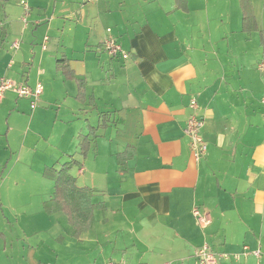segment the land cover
Here are the masks:
<instances>
[{
  "label": "crops",
  "instance_id": "0c3cea01",
  "mask_svg": "<svg viewBox=\"0 0 264 264\" xmlns=\"http://www.w3.org/2000/svg\"><path fill=\"white\" fill-rule=\"evenodd\" d=\"M3 1L10 3L0 19V78L41 83L44 92L35 111L13 92L2 101L10 116L31 110L25 134L44 133L51 151L36 168L46 191L35 208L2 207L0 264H59L63 257L71 264L65 245L73 264H197L194 253L205 244L218 253L260 251L220 264H264V0H251L258 24L251 33L243 30L240 0ZM107 29L129 60L104 52ZM63 57L73 79L57 70ZM193 99L208 146L198 161L184 132ZM104 116L105 127L90 137L84 184L99 207L79 239L71 227L59 236V213L43 208L54 194L43 172L71 157L79 162V137ZM16 131L10 126L6 136L17 162L1 187L26 151L9 141ZM127 150L121 167L117 157ZM75 169L85 179L84 166ZM195 207L209 214L207 228L198 226ZM44 241L49 251L33 254L32 244Z\"/></svg>",
  "mask_w": 264,
  "mask_h": 264
},
{
  "label": "rangeland",
  "instance_id": "374dc122",
  "mask_svg": "<svg viewBox=\"0 0 264 264\" xmlns=\"http://www.w3.org/2000/svg\"><path fill=\"white\" fill-rule=\"evenodd\" d=\"M9 3L10 1L7 2V1L0 0V15H1L0 19L4 20L5 11ZM4 33H5L4 26H0V35ZM7 93L10 94L9 92ZM56 95H59V90L56 92ZM5 104L6 103H4V101L0 102V181H1V177L6 176L7 171L9 172L12 169L13 165L16 164L17 158H18V154H15L10 157V154L8 153V150H7L8 138L6 134L10 126L11 128L17 126V131L12 133V136L9 137V141L11 143L13 141V147L17 149V151L20 152L21 148L25 149L26 151L23 157L19 159L20 164L18 165L17 169L14 170V173L10 177H6L9 179L6 185H4V187L0 186V214H2V207L6 208V213H8L9 211L7 209L8 203L13 207H18L20 210H22V206L24 205H26L27 208L28 206H31V208L29 209L35 208L39 195L43 194L46 191V188H43L41 186V183H38L36 181L37 180L36 168L37 166L39 168L41 167V162H42L41 159H45L46 157H48L49 152L51 151V147L48 146L47 143H44V140L42 139V137H45L44 133H42L41 136H39L37 134L39 130H35L30 135L25 134L26 125L24 121L27 122L28 124L29 119L31 117V110L29 108H24L23 110L26 111L25 114L17 115L16 113H14L12 114L13 116L12 115L10 116L11 112H9L8 108H5ZM40 107L38 105L37 108H40ZM43 108L48 111L50 118L53 115H55L54 110L56 109H54V107L49 106V107H43ZM36 109H34V111ZM26 152L28 154L32 153V155H30V157H26ZM87 157L83 159L80 153L78 155V158H80L79 163H81L85 168V171H84L85 174H83L85 179H82V176H79V178L77 179V185L80 187H84V184H86L85 180H86V177L88 176V173L86 172L88 171V168L91 167V165L93 164L92 161L90 160L87 161ZM69 159L71 160V158ZM62 161H66V160L63 159ZM62 163H66V162H62ZM47 165H51V164L46 163L45 166ZM45 166H42V167H45ZM80 166L81 165H77L73 168V169L77 168L75 169V174L78 173V169H81L83 167V166L82 167ZM73 169L71 170V174H72ZM25 179L27 181L26 183L24 182ZM15 180H18L20 182L19 186H15ZM42 180H44L46 184L47 182H50L52 186L53 181L51 179L44 178ZM2 194L4 196V202H1ZM66 218L67 217L65 214L59 213V226H58L59 236L61 234L66 235L67 230L71 227L68 224V220ZM9 228L10 230H12L15 228V226L9 224ZM50 232L52 231H49L48 233ZM70 234L72 237V233ZM49 242L50 241H44L42 246L40 247H38L37 244H32L33 246L32 253L37 256V254L40 251H42V254H45L50 249ZM57 244L59 245V253H60V251L64 249L62 238H59V241L57 242ZM71 250L72 248L67 249L65 245V251L63 255H68V259L71 261V264H73L72 257H71ZM63 258L59 260V264L64 263V260L66 258L65 257Z\"/></svg>",
  "mask_w": 264,
  "mask_h": 264
},
{
  "label": "trees",
  "instance_id": "16d2710c",
  "mask_svg": "<svg viewBox=\"0 0 264 264\" xmlns=\"http://www.w3.org/2000/svg\"><path fill=\"white\" fill-rule=\"evenodd\" d=\"M177 2L181 3V0H177ZM240 3L243 10V30L248 33L258 31V24L254 16L251 0H240ZM182 4L185 5L184 2ZM56 67L67 79L74 78V73L70 69L65 57L56 62ZM79 85L82 86V82ZM105 121L104 116L103 123L98 128L90 127L88 135H81L79 137L80 153L83 159L88 156L92 147L93 140L90 137L93 136V139H95L97 131L105 127ZM126 152L117 157L121 167L125 165L128 150ZM77 165L83 166L71 157L69 162L45 168L43 175L45 178L53 181L54 194L50 201L43 204V208L49 216L57 213L65 214L68 224L72 227V237L79 239L84 232L89 230L94 220V211L99 205H94L91 201L94 195L92 189L77 185V178L71 174V170Z\"/></svg>",
  "mask_w": 264,
  "mask_h": 264
},
{
  "label": "built area",
  "instance_id": "2783aa9c",
  "mask_svg": "<svg viewBox=\"0 0 264 264\" xmlns=\"http://www.w3.org/2000/svg\"><path fill=\"white\" fill-rule=\"evenodd\" d=\"M96 0H82V4L86 5ZM29 8L26 6V13L28 15ZM25 22L26 18L24 19ZM47 40V38H46ZM15 49L18 48V44L15 43L13 46ZM102 48L104 52L112 59H122L127 61L130 59V53L123 48V46L118 42V40L113 36L111 29L106 30V36L102 42ZM261 70H264V65L261 64ZM7 92L15 93L18 98L29 99L31 103V109L34 110L38 107L39 101L43 95L44 87L41 83H38L35 87H31L25 83L18 84L12 80L6 78H0V102L4 99ZM264 104V97H263ZM191 115L187 120V125L184 130L185 135L190 139L191 150L195 160H200L203 156L207 154L208 146L202 136V129L204 127V121L199 117V105L198 102L193 99L190 102ZM192 214L196 219L199 227L205 229L211 223L209 214L202 213L198 207L192 210ZM260 256V251H250L248 246L243 247L241 253H218L212 250L209 244H205L200 247L194 253V258L197 264H220L221 262H238L243 257L248 255ZM108 264H124V263H108Z\"/></svg>",
  "mask_w": 264,
  "mask_h": 264
}]
</instances>
